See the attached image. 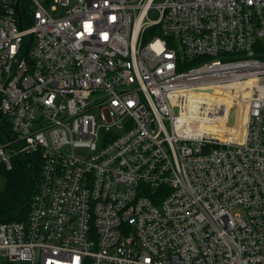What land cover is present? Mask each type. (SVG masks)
<instances>
[{
    "label": "built area",
    "instance_id": "built-area-1",
    "mask_svg": "<svg viewBox=\"0 0 264 264\" xmlns=\"http://www.w3.org/2000/svg\"><path fill=\"white\" fill-rule=\"evenodd\" d=\"M257 44L264 0H0V169L41 160L0 264H264ZM231 84L242 132L199 129Z\"/></svg>",
    "mask_w": 264,
    "mask_h": 264
},
{
    "label": "bare ground",
    "instance_id": "bare-ground-1",
    "mask_svg": "<svg viewBox=\"0 0 264 264\" xmlns=\"http://www.w3.org/2000/svg\"><path fill=\"white\" fill-rule=\"evenodd\" d=\"M244 92H246L244 86L237 89L234 84L194 90L190 97L196 102L193 106L195 108L193 117L195 125L199 129L222 135L242 132L247 111V98H245ZM240 94L243 95V98L239 97ZM188 100L186 99V101ZM216 108L224 109L216 113ZM232 108L233 116L230 119ZM228 109H230L229 112ZM219 116L224 119L222 121L216 120Z\"/></svg>",
    "mask_w": 264,
    "mask_h": 264
},
{
    "label": "trees",
    "instance_id": "trees-1",
    "mask_svg": "<svg viewBox=\"0 0 264 264\" xmlns=\"http://www.w3.org/2000/svg\"><path fill=\"white\" fill-rule=\"evenodd\" d=\"M257 45L256 56L264 59V48L261 44ZM40 168L38 155L28 154L14 157L11 169H0L3 180V188L0 189V222L27 219ZM146 194L153 198L152 192L147 191Z\"/></svg>",
    "mask_w": 264,
    "mask_h": 264
},
{
    "label": "rangeland",
    "instance_id": "rangeland-1",
    "mask_svg": "<svg viewBox=\"0 0 264 264\" xmlns=\"http://www.w3.org/2000/svg\"><path fill=\"white\" fill-rule=\"evenodd\" d=\"M75 153L76 154H80V155H84V154H87L88 151L86 149H77L75 150ZM3 188V180L1 179V176H0V189Z\"/></svg>",
    "mask_w": 264,
    "mask_h": 264
},
{
    "label": "water",
    "instance_id": "water-1",
    "mask_svg": "<svg viewBox=\"0 0 264 264\" xmlns=\"http://www.w3.org/2000/svg\"><path fill=\"white\" fill-rule=\"evenodd\" d=\"M232 110H233V108L231 109V118H230V119H232V116H233V114H232Z\"/></svg>",
    "mask_w": 264,
    "mask_h": 264
}]
</instances>
